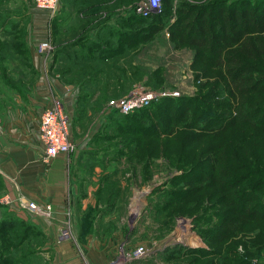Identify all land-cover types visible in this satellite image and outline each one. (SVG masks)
Instances as JSON below:
<instances>
[{"label": "rangeland", "instance_id": "1", "mask_svg": "<svg viewBox=\"0 0 264 264\" xmlns=\"http://www.w3.org/2000/svg\"><path fill=\"white\" fill-rule=\"evenodd\" d=\"M128 1L130 0H59L56 7L49 10L38 7L34 0H3L0 8L6 14L2 19L10 22L14 32H19V37L16 38L18 41L22 40L19 28L21 21L25 19V25L31 18L29 14L44 12L46 23L43 29L44 32L46 30V34L41 38L38 36L39 30L35 27L34 41L38 44L41 40H47L49 47L43 51L36 48V51L42 55L45 62H48L47 60L51 62L55 56L64 59L71 56L72 61L74 55L70 53L68 47L74 42L76 44L79 42L75 41V36L87 30L90 32L98 19L111 12L125 10L132 4L136 12V4L140 0ZM66 15L69 17L66 18ZM80 18L83 23L78 25ZM0 23L4 24L6 21ZM1 31L0 28V33ZM40 31H43L42 28ZM103 36L106 37L104 34ZM4 38L6 43L15 41V38H6L0 34V40ZM168 38L169 32L165 27L152 41L143 43L144 48L141 50L126 49L124 54L115 57L114 63L106 62L108 67L104 70L110 76L106 77L105 83L112 84L107 91L109 97L103 101H99L97 94L101 95L100 91L104 88L87 80L86 74L77 66L72 68L66 63L65 66H62L63 63L50 66L52 73L66 81L64 85L70 90L66 95L56 91L52 84L49 86V97H58L68 116L69 139L72 144L70 150L63 153L64 166L59 167V161L51 162L50 166L51 169L54 168L53 172H68L70 175L68 179L76 183L78 190L74 207L73 202L69 204L68 200L63 215L59 218L60 224L56 226L57 228L66 226L70 229L71 246L77 245V255L79 254L85 264L88 261V250L84 247L86 241L83 236L86 234L98 235L99 240H94L93 245H98L105 253V264H112L113 261L115 264H207L210 259L216 257L209 255V252L204 253L203 250H194L193 247L220 249L223 252L225 245L233 244L236 254L243 255L247 252L250 254L252 264H264V247L256 252V247L252 249L250 245V241L258 237L256 233L261 231L259 227L264 226V220H261L262 225L249 223L238 234L214 244L208 239L217 237V230L221 228L228 203L223 201L222 193L216 191L215 187L196 189L198 187L181 186L183 180L193 178L195 163L200 159H206L209 154L207 150L218 140L224 146H229L231 156L241 157L242 148L250 144V141L245 139L238 140L241 131L231 126L221 129L216 137L200 135L196 139L186 140L184 134L189 131L187 128H180L181 130L171 135L142 136L139 145H134L137 146V151L125 154L116 153L108 146L109 141L102 139L103 136H107L114 142L119 137H140L137 134L111 130L120 123L133 124L122 116L128 112H121L108 103L111 98H121L133 90L143 88L163 92L162 96L143 105L146 106L164 97L202 96L203 92L211 88L218 71L202 63L192 65L195 47L188 44L174 47ZM115 43L113 39L112 44ZM68 52L70 56L67 55ZM3 53L5 52L0 50V54ZM17 56L21 57L19 53ZM95 62L99 64L103 61L97 59ZM92 66L89 64L87 67L90 69ZM63 67L72 70L60 75ZM114 75L125 79L123 82L119 81L124 83L121 90L114 86ZM262 77L264 78V75ZM13 81L24 83L21 80ZM92 90L95 92L91 93ZM111 90H116L117 93L112 94ZM219 91H222V94L216 95L217 101L227 96L224 88L219 89L217 93ZM262 96L264 98V94ZM209 110L206 115L212 113V110ZM160 114L163 118L167 112ZM144 116L154 120L150 114L145 113ZM184 119L180 117L178 121ZM176 122L168 127L176 126ZM209 124L214 126L218 123ZM112 154H115L117 159H110ZM56 158L58 156L52 159ZM217 164L221 166L219 161ZM46 170L48 172L50 168L47 167ZM113 172L114 176L107 178L106 174ZM169 179L171 182L162 185ZM3 183L6 186L4 181ZM87 187L91 190L89 194L86 193ZM98 187L102 191L99 200L96 195ZM240 187L242 184L236 185L233 190L238 191ZM183 189L189 193H178ZM171 190L176 193L173 195L168 193ZM263 190L264 185L257 191L260 197L264 196ZM3 193L0 192V196ZM80 194H83V197L89 195L91 202L81 207ZM18 201L14 198L10 203L0 202V218L11 214L32 224L33 227L40 228L41 234L37 233L36 237H31L37 240L36 246L33 244L37 253L29 255L28 260H32V264H58L55 260L57 238H52L39 223L40 219L46 222L56 219L53 204L50 203V208L35 213L22 207ZM84 227L85 229L80 231V228ZM137 246H141L143 252L135 256L133 249Z\"/></svg>", "mask_w": 264, "mask_h": 264}, {"label": "trees", "instance_id": "2", "mask_svg": "<svg viewBox=\"0 0 264 264\" xmlns=\"http://www.w3.org/2000/svg\"><path fill=\"white\" fill-rule=\"evenodd\" d=\"M174 1L162 0L159 11L146 16L137 14L134 4L125 10L111 12L98 19L95 26L89 30L90 32L87 30L75 36V41L79 42L72 43L68 47L70 53L74 55L72 61L69 52L67 55L70 57H66L69 60L58 58V56L54 59L60 61V65L63 63L62 66H65L64 63L72 68L77 66L83 74H86L87 80L104 88L100 91L101 95L97 94L99 101H103L109 97L107 91L112 84L105 83L106 77L110 76L104 70L108 67L106 62L114 63L115 57L124 54L126 49L141 50L144 48L143 43L152 41L155 35L166 27L169 32L168 39L173 42L174 47L181 44L195 47L192 65L202 63L218 71L211 88L203 92L202 96L161 98L122 115L124 119H127L126 121H131L133 124L120 123L111 129L113 132L137 134L140 135L139 138L125 136L111 142L110 137H102L109 141L108 146L116 153L125 154L137 151V146L134 145H139L142 136L171 135L181 130L180 128L188 129L189 132L184 134L186 140L196 139L200 135L216 137L221 129L231 126L241 131L238 140L250 141L249 146L242 148L241 157L231 156L229 146H224L218 140L211 149L207 150L209 154L206 159H200L195 163L193 178L183 180L181 184L186 188L198 187L196 189L215 187L216 191L222 193L223 201L228 203L221 228L217 230V237L208 239L217 244L238 234L249 223L260 225L261 220H264V196L260 197L257 194L258 189L264 185V98L262 96L264 94V78L262 77L264 75V0L261 2L259 0ZM2 2L3 0H0V4ZM5 16L6 14L0 8V21L10 23L2 19ZM68 17L66 15V18ZM109 20L112 22H108ZM78 22V25H81L83 20L80 18ZM9 26L10 29L2 27L0 34H11L12 38H17L19 32H14L11 24ZM91 31L95 33L90 35ZM103 34L109 37L106 38ZM113 39L115 44H112ZM0 42L7 41L4 39ZM97 59L103 62L98 64L95 62ZM89 64L93 65L90 69L87 67ZM72 68L63 67L60 75L63 72H69ZM57 77L60 76L57 75ZM114 78V86L121 90L124 83L119 81L123 82L124 77L114 75ZM222 88L227 91V96L217 101L216 95L222 94V91L218 93L217 91ZM94 92L95 90L91 91V93ZM111 93L117 92L111 90ZM209 109L212 113L206 115ZM161 112H167V115L161 118ZM145 113L152 115L154 120H149L144 116ZM180 117L185 119L178 121ZM253 117H255L254 120ZM175 122L176 126L168 127ZM215 122L218 123L215 124L217 126H210L209 123ZM110 159L117 158L115 154H112ZM217 161L221 163V166H218ZM106 175L107 178L113 177L114 172ZM198 181L200 182L195 184ZM167 182H171V179L164 181L162 185ZM239 184H242V187L238 191L233 190ZM0 188V192L5 190L1 175ZM183 190L178 193L187 192ZM101 193L98 187L96 193L98 200L101 199ZM168 193L173 195L176 191L171 190ZM259 228L261 231L256 233L258 237L250 241L252 249L256 247V252L264 247V226ZM82 229L85 227L80 228V231ZM41 231L40 228L33 227L32 224L11 214L1 217L0 264H32V260L28 258L29 255L37 253V250L33 248L37 240L31 237H36L37 233L41 234ZM224 248L222 252L220 249L193 247L194 250H203L204 253L209 252V255L216 257L210 259L207 264H252L250 254L247 252L243 255L236 254L234 244L225 245Z\"/></svg>", "mask_w": 264, "mask_h": 264}, {"label": "crops", "instance_id": "3", "mask_svg": "<svg viewBox=\"0 0 264 264\" xmlns=\"http://www.w3.org/2000/svg\"><path fill=\"white\" fill-rule=\"evenodd\" d=\"M29 16L31 18L28 23L24 25V19L19 26L22 35L20 44L16 38L13 43L0 42V50L5 52L0 54V175L6 184L2 193H7L12 200L16 198L53 204L56 219L51 222L40 219L39 223L46 233L57 238L55 260L58 264H85L77 255V245L71 246L69 238H58L60 228L56 226L60 224L59 218L62 217L68 200L69 204L73 202L74 207L78 195L77 185L72 179H68V172H53L54 168L51 169L50 164L54 161L60 162L59 167L64 166L63 153H58V158L51 159L49 163L40 159L42 143L39 116L43 107L50 103L49 86L52 84L62 94L70 90L64 85L66 81L50 70L51 65L55 66L60 61L54 59L45 62L36 51L34 29L37 27L41 38L46 34L43 29L46 23L44 12L39 11ZM9 25L4 23L0 28L10 29ZM41 28L43 31H40ZM91 32L90 35L95 33ZM3 36L11 38V34ZM18 53L21 57L17 56ZM13 79L24 83H16ZM47 167L50 168L48 172ZM86 193H91L90 187H87ZM79 198L81 207L91 202L89 195L83 197L80 194ZM97 238L98 235L93 234L83 236L87 242L84 244L88 250L87 264H105V253L98 245H93L94 240H99Z\"/></svg>", "mask_w": 264, "mask_h": 264}, {"label": "built area", "instance_id": "4", "mask_svg": "<svg viewBox=\"0 0 264 264\" xmlns=\"http://www.w3.org/2000/svg\"><path fill=\"white\" fill-rule=\"evenodd\" d=\"M38 7L53 10L58 4L59 0H34ZM162 0H140L137 2L136 13L146 16L159 10ZM49 47L47 40H41L37 44L39 51H43ZM163 92L152 90L149 88L137 89L128 93L121 98H111L108 103L120 110L121 112H132L133 110L142 107L154 98L162 96ZM39 133L42 143V153L40 159L48 163L58 153H64L72 147L68 116L63 110L60 99L51 98L50 103L43 107L39 116ZM12 198L6 193L0 196V202L10 203ZM22 207H25L35 213L51 207L50 203L39 204L33 200L18 202ZM70 229L66 226L60 228L58 238H70ZM142 247L137 246L133 249L135 256L142 253ZM116 262H112L115 264ZM259 264V263H254Z\"/></svg>", "mask_w": 264, "mask_h": 264}]
</instances>
